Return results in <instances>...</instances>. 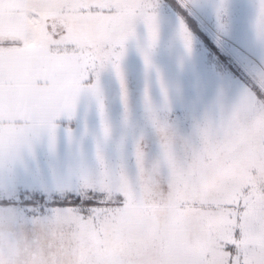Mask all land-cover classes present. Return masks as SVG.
<instances>
[{
	"label": "rangeland",
	"instance_id": "374dc122",
	"mask_svg": "<svg viewBox=\"0 0 264 264\" xmlns=\"http://www.w3.org/2000/svg\"><path fill=\"white\" fill-rule=\"evenodd\" d=\"M215 2L159 0L147 68L140 53L146 30L137 25L120 62L123 85L110 65L99 76L106 139L95 96L82 92L73 116L56 121L52 148L41 133L21 151L11 187L0 184V264H230L229 251L260 255L264 100L249 91L253 80L264 90L257 0H227L223 29L205 8ZM69 27L76 46L93 51L111 30L95 18ZM98 145L105 167L120 178L98 190L115 205L84 215L44 212L67 202L57 181L74 183L80 169L99 171ZM229 241L235 249H225Z\"/></svg>",
	"mask_w": 264,
	"mask_h": 264
},
{
	"label": "snow or ice",
	"instance_id": "6c2138e0",
	"mask_svg": "<svg viewBox=\"0 0 264 264\" xmlns=\"http://www.w3.org/2000/svg\"><path fill=\"white\" fill-rule=\"evenodd\" d=\"M159 7V0H0V184L11 187L15 161L23 149H31L41 133H47L49 147H53L56 121L73 116L82 92L95 96L103 137L109 136L98 85L100 73L110 65L123 85L120 62L126 43L136 38L138 24L146 30V44L140 53L146 68L149 66V54L158 38ZM179 7L188 9L189 5L179 3ZM205 8L213 12L223 29L227 0H216ZM90 18L107 23L111 29L105 34L103 48L96 51L77 47L69 27L72 20ZM179 23L186 30L182 19ZM253 29L256 39L264 44V0H257ZM184 46L191 50L190 34ZM161 91L167 101L163 85ZM249 91L257 100H264V90L256 80ZM145 97L147 100V90ZM96 159L100 166L97 173L80 169L74 183L57 181L55 187L64 188L67 202L43 211L75 210L84 215L114 206L115 201L102 199L104 193L98 186L102 182L117 184L120 178L105 167L99 145ZM84 183L92 186L82 190ZM260 242L256 258L247 252L229 251L228 261L231 264L235 256L236 264H264V229L260 231ZM235 248L234 243L226 242V250Z\"/></svg>",
	"mask_w": 264,
	"mask_h": 264
},
{
	"label": "trees",
	"instance_id": "16d2710c",
	"mask_svg": "<svg viewBox=\"0 0 264 264\" xmlns=\"http://www.w3.org/2000/svg\"><path fill=\"white\" fill-rule=\"evenodd\" d=\"M188 19H189V20H188V21H189V23H190V24H192V19H191V18H188Z\"/></svg>",
	"mask_w": 264,
	"mask_h": 264
}]
</instances>
